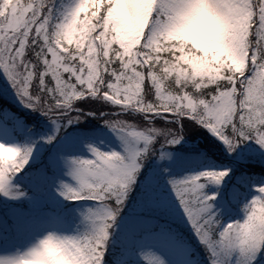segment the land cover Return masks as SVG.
I'll use <instances>...</instances> for the list:
<instances>
[{
  "label": "snow or ice",
  "instance_id": "snow-or-ice-1",
  "mask_svg": "<svg viewBox=\"0 0 264 264\" xmlns=\"http://www.w3.org/2000/svg\"><path fill=\"white\" fill-rule=\"evenodd\" d=\"M158 3L163 9L167 0ZM214 4L235 9L243 17L247 54L242 74L216 78L211 66L194 56L187 61L192 72L186 79L179 66L173 69L168 61L157 59L147 45L155 13L139 32L148 11L143 0H112L99 18L90 11L86 18L94 30L87 37L81 33L75 42H65L63 32L82 17L83 0L61 5L55 0H0V70L21 104L60 126L71 122L73 112L83 114L78 103L118 106L103 123L117 136L122 150L103 151L87 144V158H67V174L74 183L60 182L64 198L96 202L82 213L88 229L68 238L77 264H103L109 229L143 160L156 154L157 143L176 144L185 124L206 128L230 153L245 141L264 149V0H214ZM212 44L225 57L231 54L226 33L217 32ZM125 112L136 113L142 123L121 118ZM155 120H164L167 126L155 127ZM46 139L51 142L54 137ZM33 148V144L0 142V193L24 195L11 181L30 160ZM165 156L161 151L157 158ZM229 171L201 170L170 177L168 183L206 249L208 264H264V184L244 203L243 217L231 224L221 221L214 207L216 194L206 191L209 184L219 185ZM27 255L0 257V264H22ZM139 255L143 264H167L150 249Z\"/></svg>",
  "mask_w": 264,
  "mask_h": 264
},
{
  "label": "rangeland",
  "instance_id": "rangeland-1",
  "mask_svg": "<svg viewBox=\"0 0 264 264\" xmlns=\"http://www.w3.org/2000/svg\"><path fill=\"white\" fill-rule=\"evenodd\" d=\"M69 2L70 0H64L63 4H67ZM2 80L4 82L6 81L4 73L0 70L1 93L4 92L2 89L4 90L6 86L1 83ZM4 93L9 94L7 91ZM13 100L14 103H16V110H22L23 112L31 111V109L23 107L19 99L15 98ZM92 104L93 101L86 105L92 106ZM121 118L128 120L126 113L121 114ZM87 121L88 120H86L85 117L81 116L78 123H93L92 121ZM131 121L134 122V120ZM102 125L105 124L103 123ZM58 126L59 124L54 125L52 121L49 120L45 130L48 134L56 136L57 139H55L56 143L52 146V149H54L53 152L50 154L45 153L42 157H48L49 162L58 173V178L54 180V189L52 190V188H46L44 191H38V188H36L33 184V182L38 179L37 175H35L33 181L31 182H25L26 180L21 177H19V180L17 181L14 178L11 181L13 185L19 186V190L20 188H26L29 186L34 187L33 193H24V195L20 197L5 196L0 193L1 200L3 201L18 202L20 199H23L26 200L27 204L33 208L34 211L36 210L35 213L25 216L21 215V210H18L15 207L11 210L13 214H18L21 219L20 224L16 228L18 234L15 238L10 236L4 229L5 226L0 223V257H14L23 254L37 237L43 236L49 231H55L64 235L78 236L83 234L89 227L88 223L84 220L82 213H84L88 208L96 207V204H89L88 202L82 201L81 204L63 208V200L65 201V199L59 191L61 181L69 184L74 183L72 178L67 174V158L72 156L87 158L90 155L86 148L87 143L81 137V134L76 132L64 131L59 136ZM198 126L204 131L205 137L210 144V146L207 145V147L213 149L215 152L217 151L218 153H221L224 157L230 160L227 162L219 161V165L215 167L216 169L222 168L228 162L235 166L242 163L245 165H254L259 169H262L264 166V149H262L255 142L245 141L244 143L239 144L230 153L218 137L210 133L206 128L200 125ZM101 128L104 132L101 134L102 140L100 147L98 148L103 151H121V142L111 129H109L106 125ZM23 129V116L16 115L10 110L4 112L0 111V142L7 144H20L24 137ZM2 134L7 137H2ZM34 138L35 140H38V136H29V138L26 137L23 144L34 145ZM178 142L174 145H179ZM90 144L94 145L95 143L90 141ZM174 145H163V147H158L159 153L161 151L166 152L167 156L159 158L155 162L152 161L153 164L150 166V169L147 167L148 161H146L149 154L143 160L141 167L137 172L136 178L131 184L125 200L112 222V226L109 230L110 234L107 238V240L110 238L112 239L113 234L118 232V238H122L123 241L126 242V247L122 248V250H120L117 254L116 259L109 264H140V262L142 263L143 261L140 258L139 253L149 249L161 255L166 260L167 264H195V261L191 260L189 257L188 244L181 242L172 231L163 227L156 229L152 228L149 220L139 216V213H144L145 210L150 212L149 215H153V213H160L175 223L178 222L181 225H185L186 228L190 229L189 236L190 233L193 232L181 207L178 204L170 184L168 183L169 178L174 177L169 175L172 174V171H165L162 173L163 175H169L166 178H162L157 175L160 160H163L167 166H175L173 164L176 152L172 150ZM190 145L192 146L191 148H198L199 146L202 147L200 142H197L195 145ZM44 147L45 145L43 144L38 147L34 145L31 160L36 159L39 156L38 153L41 151L40 149H43ZM71 151L74 153H70ZM215 168L207 166L200 170H191L190 173L181 176L179 175L176 178L183 177L188 174H194L201 170ZM262 184H264V181ZM208 186H210V184ZM256 194L257 192L252 193L251 198ZM214 207L219 213L220 208L217 205H214ZM126 209L127 211L125 212ZM242 217L243 213L241 214V218ZM233 220L237 219L229 215L222 222L227 223ZM139 229L142 230V233L137 237L136 233H138ZM193 238L199 241L194 234ZM103 264H108L104 256Z\"/></svg>",
  "mask_w": 264,
  "mask_h": 264
},
{
  "label": "clouds",
  "instance_id": "clouds-1",
  "mask_svg": "<svg viewBox=\"0 0 264 264\" xmlns=\"http://www.w3.org/2000/svg\"><path fill=\"white\" fill-rule=\"evenodd\" d=\"M143 2L148 11L139 32L143 33L148 18L155 13V23L150 29L147 45L157 55V59L168 61L173 69L179 66L186 79L192 72L187 61L194 56L210 65L216 78L242 74L247 54V37L243 17L235 9L219 8L214 0H167L163 9L158 0ZM111 3L112 0H83V16L73 28L63 32L65 42H68L69 37H77L81 33L84 37L89 36L94 27L89 28L91 19L86 18L88 13L95 10L97 18L106 15L105 10L111 7ZM217 32H224L229 38L231 54L228 57L212 44ZM56 34L57 30H54L53 42ZM69 237L55 231L37 237L24 251L23 254L28 255L22 264H77V254L74 247H69Z\"/></svg>",
  "mask_w": 264,
  "mask_h": 264
},
{
  "label": "trees",
  "instance_id": "trees-1",
  "mask_svg": "<svg viewBox=\"0 0 264 264\" xmlns=\"http://www.w3.org/2000/svg\"><path fill=\"white\" fill-rule=\"evenodd\" d=\"M76 40L77 37H72L70 39V42H75ZM82 129L79 130V133L81 134V137H83L85 140H92L95 143L94 145H99L101 143V132L98 131V129ZM155 146V150H158V147H161L159 143H157ZM180 149V145H174L172 148V150L176 152V157L173 164L175 166L170 167V169L175 170L174 174L176 176L181 173H186L194 168L198 169L202 166L207 165L216 167L218 164L219 160L215 156L207 154L201 149L196 150L198 152L192 151L191 153L190 151H180ZM158 167L159 169L164 170L169 168L167 165L164 164L163 160L159 162ZM222 169H230V171L226 176L223 177L219 185H213V187L211 185V189H209V192L216 194L214 205H217L220 208L221 214H224L225 210L230 207V205L237 209V207H242L244 203L250 200L251 192L257 191L258 187L262 185L261 182L264 180V174L254 171H241L237 173L229 167ZM35 173L30 172V177H33ZM234 194H236L235 199H233ZM157 224L159 223H155V226H157ZM141 231L142 230L139 229L138 233L136 234H139V232ZM115 237L119 241V244L123 243L122 238H118L117 235H115ZM119 244L116 246L117 250L121 248Z\"/></svg>",
  "mask_w": 264,
  "mask_h": 264
},
{
  "label": "bare ground",
  "instance_id": "bare-ground-1",
  "mask_svg": "<svg viewBox=\"0 0 264 264\" xmlns=\"http://www.w3.org/2000/svg\"><path fill=\"white\" fill-rule=\"evenodd\" d=\"M1 136H2V137H3V136H4V137H7V136H6V135H4V134H2Z\"/></svg>",
  "mask_w": 264,
  "mask_h": 264
}]
</instances>
